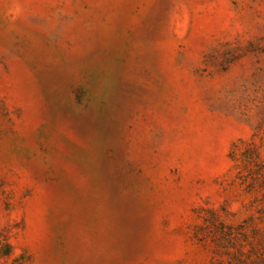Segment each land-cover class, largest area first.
I'll return each mask as SVG.
<instances>
[{"label": "rangeland", "instance_id": "obj_1", "mask_svg": "<svg viewBox=\"0 0 264 264\" xmlns=\"http://www.w3.org/2000/svg\"><path fill=\"white\" fill-rule=\"evenodd\" d=\"M0 264H264V0H0Z\"/></svg>", "mask_w": 264, "mask_h": 264}]
</instances>
